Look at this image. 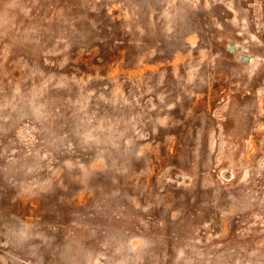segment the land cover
I'll use <instances>...</instances> for the list:
<instances>
[{
  "label": "rangeland",
  "instance_id": "rangeland-1",
  "mask_svg": "<svg viewBox=\"0 0 264 264\" xmlns=\"http://www.w3.org/2000/svg\"><path fill=\"white\" fill-rule=\"evenodd\" d=\"M0 264H264V0H0Z\"/></svg>",
  "mask_w": 264,
  "mask_h": 264
},
{
  "label": "water",
  "instance_id": "water-1",
  "mask_svg": "<svg viewBox=\"0 0 264 264\" xmlns=\"http://www.w3.org/2000/svg\"><path fill=\"white\" fill-rule=\"evenodd\" d=\"M232 50H235V48L234 47H232ZM245 61H248L247 59H244Z\"/></svg>",
  "mask_w": 264,
  "mask_h": 264
}]
</instances>
